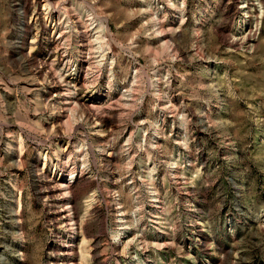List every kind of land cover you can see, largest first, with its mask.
<instances>
[{
	"label": "rangeland",
	"instance_id": "obj_1",
	"mask_svg": "<svg viewBox=\"0 0 264 264\" xmlns=\"http://www.w3.org/2000/svg\"><path fill=\"white\" fill-rule=\"evenodd\" d=\"M29 1L0 0V264H264V0H91L103 60Z\"/></svg>",
	"mask_w": 264,
	"mask_h": 264
},
{
	"label": "bare ground",
	"instance_id": "obj_2",
	"mask_svg": "<svg viewBox=\"0 0 264 264\" xmlns=\"http://www.w3.org/2000/svg\"><path fill=\"white\" fill-rule=\"evenodd\" d=\"M35 1H36L37 4L41 2V5H42L41 6L42 7L41 10H42V12L45 11L50 16L52 15V16L55 17L56 21L54 22L53 32L54 31H55V33L58 32V35H57L58 39L61 38L64 35V29L60 28L62 24H63L64 28L68 27V26H72V27H74V29L77 32H79L78 34H80V45H81V48L82 49H84V48L90 49V48H92V44H93L92 42L97 41L96 43H98V45H96V46H97L98 49H100L99 51L102 52V54L100 55L101 59L102 60L104 59V56H106V53H103L104 48L102 46L103 44H101L100 39L102 37L105 38L106 37L105 35H108L107 34L108 31H107L106 26H105V24L103 22V19L101 18V16H99V14L96 11L95 2H93L91 0H35ZM243 2H244V5L242 7H247L248 0H243ZM29 3H30L29 0H16V5H19L20 9L23 12H25L27 10V8L29 6ZM74 7H77V8H74ZM36 13L38 14L39 10H37ZM52 19L54 20V18H52ZM46 68H48V67H46ZM54 77H55V75H54ZM57 77L58 76H56V78ZM49 79H50V77H49ZM166 104H167V102H166ZM161 107H163V105H161ZM69 108H70V106H69ZM69 108H67V109L69 110ZM58 187H61V188L64 187V188L68 189V185H66V184H60V185H58ZM67 203H69V202H66L64 205H66ZM64 208H66V206ZM68 216H65V217H66V220L69 221V220H71V218H69Z\"/></svg>",
	"mask_w": 264,
	"mask_h": 264
}]
</instances>
